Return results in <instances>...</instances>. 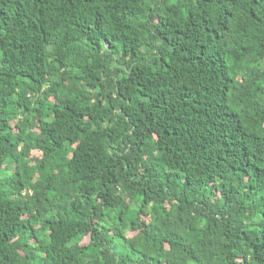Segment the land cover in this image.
Instances as JSON below:
<instances>
[{
    "label": "trees",
    "instance_id": "1",
    "mask_svg": "<svg viewBox=\"0 0 264 264\" xmlns=\"http://www.w3.org/2000/svg\"><path fill=\"white\" fill-rule=\"evenodd\" d=\"M0 264H264V0H0Z\"/></svg>",
    "mask_w": 264,
    "mask_h": 264
}]
</instances>
